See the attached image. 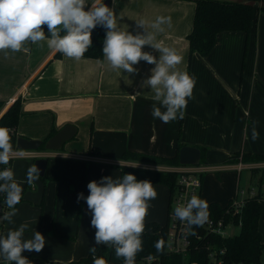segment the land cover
<instances>
[{"label":"crops","instance_id":"1","mask_svg":"<svg viewBox=\"0 0 264 264\" xmlns=\"http://www.w3.org/2000/svg\"><path fill=\"white\" fill-rule=\"evenodd\" d=\"M91 2L89 0L86 11L91 8ZM257 5L254 4L253 20L247 32L220 31L209 53L200 55L189 53L187 41L192 28L194 1L110 0L109 7L116 14L118 28L133 35L144 34L136 21L145 20L148 30L154 31L150 25L157 16L171 17V27L163 25L164 31L156 33V41L176 49L183 57L178 69L194 76L196 83L184 118L169 123L153 118V104L160 105L154 101L150 88L141 87L142 81L151 75L153 64L140 61L133 66L138 72L128 74L113 70L103 56L101 59L83 57L79 61L64 55L55 57L56 51L48 48L46 41L27 43L28 53L9 51L5 55L0 51V101L3 102L0 115L11 104H6L10 98L18 99L16 137L45 140L51 132L66 124L75 127V133L65 141L66 145L53 150H33L26 156L32 159L30 166L35 159L45 158V172L51 179L60 180L46 183L45 198L40 203L45 210L49 196L52 197L55 214L52 222L41 216V223H36V214L31 218L24 215L23 210L34 206L36 200L23 196L15 206L19 214L12 218V223L4 220L1 236L27 224L24 238H32L31 235L38 231L43 236L59 237L66 243L51 254L41 252L54 257V261L68 263L75 261L77 255L85 256L89 247L95 244L96 230L91 226L86 201L82 204L77 200L82 184L80 178L73 176V168H77L80 176L85 169L87 179L85 176L82 187L85 197L89 195L88 176H92L94 166L101 169V178L116 179L121 165L173 171L194 166L200 170L201 181L206 171L216 169L210 190L233 189L234 186L235 197L240 189L237 182L240 171L260 172L264 169V161L242 162L240 156L232 160V155L237 152L264 154V12H257ZM44 31L48 36L46 26ZM142 50L159 59L160 53L151 46H144ZM253 127L259 133L255 141L252 139ZM178 143L197 147L202 162L165 166L121 158L125 150L172 156ZM239 160L243 168L238 171ZM24 176L25 172L21 178ZM61 181H71L73 192ZM54 183L56 189L60 185L59 192L52 190ZM38 184L41 186L39 180ZM152 184L158 195L152 200L145 220L153 219L154 211L165 208L167 218L168 187ZM261 207L263 212L262 204Z\"/></svg>","mask_w":264,"mask_h":264},{"label":"clouds","instance_id":"2","mask_svg":"<svg viewBox=\"0 0 264 264\" xmlns=\"http://www.w3.org/2000/svg\"><path fill=\"white\" fill-rule=\"evenodd\" d=\"M88 3L89 0H0V51L5 55L9 51L28 53L27 43L46 41L48 48L79 61L92 47L93 30L97 26L103 27L106 33L102 53L113 70L134 74L138 69L133 66L140 61L155 65L151 75L141 84V87L151 89L154 101L160 105L153 104V118L163 123L183 119L188 100L193 96L195 77L178 69L183 57L176 49L156 41V33L164 31L163 25L171 27V17L157 16L150 25L154 31L148 30L145 20L136 21L144 34L133 35L118 28L114 10L103 0H92L91 8L86 11ZM144 46L157 50L159 59L143 51ZM10 131L0 127V165H8L13 156ZM258 138L259 133L253 127L252 139L255 141ZM39 178L40 169L35 164L29 166L27 183L34 186ZM87 188L89 195L85 197L80 193L77 200H85L91 213V226L96 230L95 244L110 245L114 247L116 257L123 258V264H135L137 253L142 250L141 237L150 208L149 201L158 195L152 182L137 180L129 173L122 178L103 177L99 182L90 181ZM22 193L23 188L15 179L13 170L10 167L0 170V194H4V203L10 210L0 219L13 222L12 218L17 213L15 206L21 201ZM208 209L206 200L192 195L186 204H178L173 212L191 228L207 222ZM27 228V224H21L18 229L9 230L6 236H0V257L7 264H32L22 253H39L45 247V237L38 231L31 239H24ZM162 243L157 242L158 251ZM90 251L95 253L96 248L92 247ZM93 264H106V261L94 258Z\"/></svg>","mask_w":264,"mask_h":264},{"label":"trees","instance_id":"3","mask_svg":"<svg viewBox=\"0 0 264 264\" xmlns=\"http://www.w3.org/2000/svg\"><path fill=\"white\" fill-rule=\"evenodd\" d=\"M195 3V10L192 20V28L187 35L189 53L197 52L200 55L209 53L215 43L218 32L224 30H238L247 32L253 20L254 4L258 3L256 11L264 12V0H192ZM106 30L97 26L92 32V47L84 54V57L101 59L103 56V40ZM63 34V33H62ZM55 57H61L62 54L56 52ZM3 102L0 101V110ZM19 101H13L6 110L0 115V127L11 130V143L13 150L15 146V127L19 117ZM55 131L49 134L52 136ZM47 139L43 140L45 142ZM182 146L177 144L175 153L172 156H158L136 151L125 150L121 154L124 160H134L144 163L165 166H186L179 163L178 151ZM44 149L40 146L37 150ZM203 149L201 148V155ZM240 156L242 162L264 161V154L239 152L232 155L236 160ZM231 160V159H230ZM202 162V156L198 163ZM11 163V159L10 162ZM4 165H0V170ZM256 171V170H253ZM260 180H264V169L260 170ZM133 174L137 180H149L152 183L164 184L169 190V200L171 193L176 185L179 171L160 170L146 167H133L121 165L119 167V178L124 174ZM44 173L42 179H46ZM264 183L262 181L260 184ZM259 184V185H260ZM4 194H0V202L4 203ZM169 202V201H168ZM5 204V203H4ZM6 205V204H5ZM229 204L220 207L216 202L209 204V218H223L225 223L231 222L233 226H238L239 230L235 234L220 235L208 232L203 226H192L190 231V245L184 253L171 252L166 249L167 236V218L165 224L160 225L155 221L145 222V229L142 234V250L135 257V264L149 256L153 259V264H209V252L212 250L224 249L222 256L223 264L231 262H242L243 264H260L262 255H264V237L258 230V220L262 217L264 221V212L256 196L247 197L240 211L236 214L226 212ZM4 220H2L3 224ZM3 231V225L0 226V236ZM195 234H192V233ZM162 241L161 250H157L156 244ZM92 247L96 248L95 253L91 252ZM32 264H64L57 261H47L45 258L35 255H25ZM94 258H103L106 264H123V258H117L114 247L110 245H96L89 247L87 255L67 264H80L83 262H93Z\"/></svg>","mask_w":264,"mask_h":264},{"label":"rangeland","instance_id":"4","mask_svg":"<svg viewBox=\"0 0 264 264\" xmlns=\"http://www.w3.org/2000/svg\"><path fill=\"white\" fill-rule=\"evenodd\" d=\"M66 143L67 142H65L63 145H66ZM31 162H32L31 158L23 156V157L14 158L10 163L11 169L13 170L14 175H15V179L17 180L18 183L21 184V186L23 188L22 197L23 196H29L30 200H34V199L36 200L33 202L34 206H32L31 208L24 209L23 213H24V215L29 216L30 218L34 214H36L37 215L36 223H41V220H40L41 216L44 217V220L49 221L51 223L53 220V217L55 216V214L53 213V210H52V206H51L52 197L49 196V201L45 204L46 207L44 206L45 210H43L42 207H40L41 206L40 203L43 202V200L45 198L46 183L49 181H60V180L51 179L48 176V174L45 172L47 175V178L43 180L42 176H40V178L38 179L39 182L41 183V186L38 184V180H36L34 182V186H30L27 183V171H26V169H28V165L30 166ZM100 170L101 169L98 166H94V168L92 170V176H91V174L88 176V183L90 181H93V180H96L97 182L100 181V179H101ZM73 171H74L73 176L76 179H78V178L81 179L82 186H81L80 193H83L82 187L85 184V176H86L85 175V169H84V171H82L81 176H80V173L78 172L77 168H73ZM216 171H218V170L212 169L211 171H206V173L204 174V177L201 181L198 196L201 199L206 200L207 203H209L211 201H215L219 206L225 207L234 198V192H235L236 187L233 186V189H228V188L222 187L221 189L212 192L210 190V185H211L212 179L215 178V174L217 173ZM24 172H25V176L23 178H21V176ZM260 175H261V172L255 171V173H254L250 169H243L242 171H240V173L237 177L238 187L240 189H245V190L248 188H255L256 189L259 186V184L262 181H264V180H260ZM86 179H87V176H86ZM60 183H65L67 185L68 189L72 190V192H73L74 184L71 181H69V183L67 181H61ZM234 183H235V181H234ZM56 185L57 184L54 183L52 190L53 191L58 190V192H59L60 185L57 186V189H56ZM48 191L51 192L49 189H48ZM81 202L83 204V200H81ZM259 203H260V201H259ZM149 204H150V206H152V200L149 201ZM261 204L263 206V212H264V200H262ZM5 207H6L5 213L10 211L7 208V206H5ZM18 214H19V212H17V215ZM165 214H166V208L164 211L160 210V212H157V210H156L151 214V216H153L154 218L152 219V217H149V219H147L145 221L150 222L148 220H151V221L157 222L160 225H163V224H165V221H166V218H165L166 215ZM238 230H239L238 226L227 225L224 228V231L222 232V234L223 235H231V234L237 233ZM258 230L260 231L262 237H264V221H263L262 217H260L259 221H258ZM42 233H44V232H42ZM50 234H52V233H50ZM33 235H34V233L31 236L33 237ZM44 237H45L46 243H45V247L42 249V251H40V253H37L35 251H31V252L27 251V252L22 253V255L23 256L35 255L38 257H42V258L45 257L47 261H52V260L54 261V257H48L49 255L46 256V255L42 254L41 252L51 254L50 252H55V250L63 247L66 243L59 240L60 239L59 237L50 236V235L44 236ZM26 238H24V239H26ZM27 239H31V237L28 236ZM67 247H68V244H67ZM78 256H82V255H77V257H76L77 259H75V261L78 260ZM82 257H84V256H82ZM261 259L264 261V255H262ZM0 261H5V260L3 259V257H0ZM64 264H67V263H64Z\"/></svg>","mask_w":264,"mask_h":264},{"label":"built area","instance_id":"5","mask_svg":"<svg viewBox=\"0 0 264 264\" xmlns=\"http://www.w3.org/2000/svg\"><path fill=\"white\" fill-rule=\"evenodd\" d=\"M14 98V97H13ZM13 98H10L6 104L12 103ZM11 132V131H10ZM23 152V155H19L20 152ZM31 151L29 150H18L14 149L12 158L16 157H26L31 155ZM11 158V159H12ZM10 167V163L8 165H4L3 168ZM243 168L242 162L238 161L237 170ZM3 170V169H2ZM180 174L178 176L176 185L171 193L170 200L168 202L167 207V236H166V249L171 252L176 253H184L190 245V231L191 228L187 224V222L180 221L174 215V208L178 204H186L192 195H199V189L201 185L200 178V170L197 167H187L179 171ZM256 196L258 201L264 200V183L260 184L256 189L248 188V189H237L235 193V197L229 203V208L226 212L231 214H236L240 211L244 200L247 197ZM6 205L0 202V216H3L5 213ZM2 224V219H0V226ZM229 225L233 226L231 222L225 223L223 218L213 219L209 218L206 223L203 224V227L206 231L211 233H216L223 235L222 232L224 228ZM238 223L237 226H239ZM224 255V249L220 248L219 250H212L209 252V264H223L222 256ZM153 259L149 256L144 257L139 264H153ZM0 264H7L6 261H0ZM80 264H93V262H83ZM229 264H243L242 262H231ZM260 264H264L262 260Z\"/></svg>","mask_w":264,"mask_h":264},{"label":"water","instance_id":"6","mask_svg":"<svg viewBox=\"0 0 264 264\" xmlns=\"http://www.w3.org/2000/svg\"><path fill=\"white\" fill-rule=\"evenodd\" d=\"M103 2L109 7L110 0H103ZM75 133V127L71 124H66L50 136L45 142L38 139H27L21 136L16 137L15 146L18 150H37L40 146H43L46 150L59 149L63 143L70 139ZM200 159V150L197 147L183 145L178 151V160L183 165H196ZM35 164L40 169V176L45 173L46 159H35Z\"/></svg>","mask_w":264,"mask_h":264}]
</instances>
